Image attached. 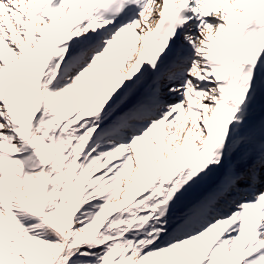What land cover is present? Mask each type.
Instances as JSON below:
<instances>
[{"label": "snow or ice", "instance_id": "snow-or-ice-1", "mask_svg": "<svg viewBox=\"0 0 264 264\" xmlns=\"http://www.w3.org/2000/svg\"><path fill=\"white\" fill-rule=\"evenodd\" d=\"M0 264H264V0H0Z\"/></svg>", "mask_w": 264, "mask_h": 264}]
</instances>
